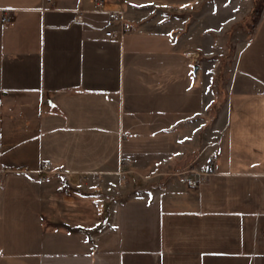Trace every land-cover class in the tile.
Segmentation results:
<instances>
[{
    "label": "crops",
    "instance_id": "crops-1",
    "mask_svg": "<svg viewBox=\"0 0 264 264\" xmlns=\"http://www.w3.org/2000/svg\"><path fill=\"white\" fill-rule=\"evenodd\" d=\"M147 2L0 0V163L16 171L0 177V264H264V7L236 54L205 180L149 182L119 204L113 175L91 179L120 159L146 169L208 125L197 26ZM108 11L132 32L108 37ZM46 162L66 178L40 182Z\"/></svg>",
    "mask_w": 264,
    "mask_h": 264
},
{
    "label": "rangeland",
    "instance_id": "rangeland-1",
    "mask_svg": "<svg viewBox=\"0 0 264 264\" xmlns=\"http://www.w3.org/2000/svg\"><path fill=\"white\" fill-rule=\"evenodd\" d=\"M158 2L167 14L183 17L188 20V25L193 23L197 26V42L200 49L197 63L203 64L207 70L212 71L211 92L213 101L218 100V104L208 109L204 118L205 124L208 125L201 131L198 144L183 145L180 153L168 155L167 158L162 155L152 156L151 164L146 169H137L130 166L126 160L120 159V162L107 172L91 176L93 182L98 184L97 181L100 178L104 180L106 177L109 180L110 175H113L115 183L106 181L103 184H108L112 188L113 196L106 195L107 199L113 197L112 200L119 204L128 203L140 197L142 192L140 189L144 187V184L163 182L169 177L178 176L181 171L190 167L187 165L191 159L198 157L201 161V157L208 159L211 154L214 155L220 146L223 134V120L218 118L219 105H222V100L225 98L236 54L240 46L252 36L264 7H262L264 0H148L147 4L154 5ZM258 6L260 8L257 19L255 13L258 11ZM251 13H253L252 16H250ZM158 139L160 138L152 137L148 142L156 144ZM199 161L195 163L198 167ZM155 164L157 167L152 168ZM131 190L139 192L130 193ZM112 192L108 191L106 194ZM106 212H108L107 209ZM106 222L104 219L103 226Z\"/></svg>",
    "mask_w": 264,
    "mask_h": 264
},
{
    "label": "built area",
    "instance_id": "built-area-1",
    "mask_svg": "<svg viewBox=\"0 0 264 264\" xmlns=\"http://www.w3.org/2000/svg\"><path fill=\"white\" fill-rule=\"evenodd\" d=\"M99 7L101 8L105 0H97ZM107 16L111 22L118 25L117 29L110 30L107 32V36L110 38H121L124 34L130 33L133 30L132 25L126 20L124 14L121 11H108ZM12 20V11L6 10L3 17L4 23H9ZM216 157L211 155L208 157L205 166L197 167V168H189L184 171H181L178 176L184 178L185 183L188 187L195 188L198 184L205 180L206 177L210 174L212 167L215 164ZM16 172L14 170H10L7 166L0 163V177L4 174ZM38 174L41 175L39 177V181H43L46 175H62L66 178V172L61 170H52L50 169V165L48 162L44 163Z\"/></svg>",
    "mask_w": 264,
    "mask_h": 264
},
{
    "label": "trees",
    "instance_id": "trees-1",
    "mask_svg": "<svg viewBox=\"0 0 264 264\" xmlns=\"http://www.w3.org/2000/svg\"><path fill=\"white\" fill-rule=\"evenodd\" d=\"M261 5H262V4H261ZM261 5H260V6H261ZM260 6H258V11H257V12L255 11V12H256V13H255V14H256V17H257V15H259V8H260ZM263 6H264V5H262V7H263ZM262 7H261V9H262ZM252 12H254V11L252 10ZM252 14H253V13H251L250 16H252ZM257 19H258V17H257ZM256 21H257V20H256ZM218 98H219V97H218ZM217 101H218V100L212 102L211 108L217 106V104H218Z\"/></svg>",
    "mask_w": 264,
    "mask_h": 264
},
{
    "label": "water",
    "instance_id": "water-1",
    "mask_svg": "<svg viewBox=\"0 0 264 264\" xmlns=\"http://www.w3.org/2000/svg\"><path fill=\"white\" fill-rule=\"evenodd\" d=\"M197 68H198V67H197V66H195V67H194V70L196 71V70H197Z\"/></svg>",
    "mask_w": 264,
    "mask_h": 264
}]
</instances>
